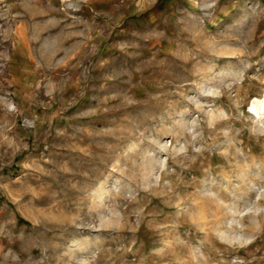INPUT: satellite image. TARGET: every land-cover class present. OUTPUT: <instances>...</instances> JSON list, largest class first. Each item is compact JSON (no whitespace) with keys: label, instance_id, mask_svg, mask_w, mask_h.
Wrapping results in <instances>:
<instances>
[{"label":"rangeland","instance_id":"obj_1","mask_svg":"<svg viewBox=\"0 0 264 264\" xmlns=\"http://www.w3.org/2000/svg\"><path fill=\"white\" fill-rule=\"evenodd\" d=\"M264 0H0V264H264Z\"/></svg>","mask_w":264,"mask_h":264},{"label":"bare ground","instance_id":"obj_2","mask_svg":"<svg viewBox=\"0 0 264 264\" xmlns=\"http://www.w3.org/2000/svg\"><path fill=\"white\" fill-rule=\"evenodd\" d=\"M251 110L258 116L264 112V97L261 100L254 101L250 106Z\"/></svg>","mask_w":264,"mask_h":264}]
</instances>
